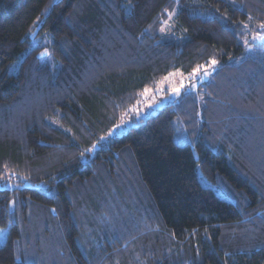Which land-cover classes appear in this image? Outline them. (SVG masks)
Here are the masks:
<instances>
[{
	"label": "trees",
	"instance_id": "1",
	"mask_svg": "<svg viewBox=\"0 0 264 264\" xmlns=\"http://www.w3.org/2000/svg\"><path fill=\"white\" fill-rule=\"evenodd\" d=\"M262 25L264 0H0V264H264ZM214 58L202 104L102 141Z\"/></svg>",
	"mask_w": 264,
	"mask_h": 264
},
{
	"label": "rangeland",
	"instance_id": "2",
	"mask_svg": "<svg viewBox=\"0 0 264 264\" xmlns=\"http://www.w3.org/2000/svg\"><path fill=\"white\" fill-rule=\"evenodd\" d=\"M173 18V16H172ZM170 18V19H172ZM166 27V26H165ZM258 27L254 29L256 31ZM264 31V27L261 28ZM259 36V34H258ZM255 34L250 32L247 34V38L244 40V43L247 44L255 38ZM261 38V37H258ZM43 45H46L45 41ZM252 48L248 49V55ZM258 48H255L257 51ZM42 62L49 64V66L53 67L52 61H50V57L48 51L45 50L43 53ZM215 61V63H213ZM239 61V59H238ZM217 67V60L214 58L211 60L207 66L197 69L192 73L185 74L181 71H175L171 74L160 79L154 87L148 88L147 92L142 93V97L123 117V120L119 122V125L111 129L107 135L102 139L103 142L107 141L109 138L121 135L126 132L131 126L137 125V121L140 118H146L149 115L156 113V111L162 106L178 101L185 94H192L197 97V100L202 104L205 93H204V82H208L211 78V75L215 71ZM200 182L202 185L206 186L207 182L200 176ZM124 217H126V213H122ZM131 220H134V216H132ZM101 223V222H98ZM7 235V230H0V246L4 243ZM55 264V263H54Z\"/></svg>",
	"mask_w": 264,
	"mask_h": 264
},
{
	"label": "snow or ice",
	"instance_id": "3",
	"mask_svg": "<svg viewBox=\"0 0 264 264\" xmlns=\"http://www.w3.org/2000/svg\"><path fill=\"white\" fill-rule=\"evenodd\" d=\"M261 27H264V25H262ZM213 63H215V61H213ZM148 90L147 89H145V92H147ZM93 147H95V146H93Z\"/></svg>",
	"mask_w": 264,
	"mask_h": 264
}]
</instances>
